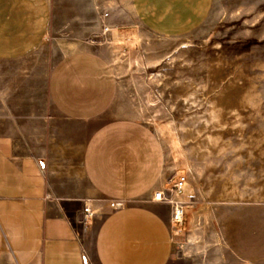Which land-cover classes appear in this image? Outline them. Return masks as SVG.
<instances>
[{
    "label": "crops",
    "instance_id": "1",
    "mask_svg": "<svg viewBox=\"0 0 264 264\" xmlns=\"http://www.w3.org/2000/svg\"><path fill=\"white\" fill-rule=\"evenodd\" d=\"M213 1L129 3L141 28L180 36L203 24ZM113 2L0 0V59L24 57L50 35L80 43L102 22L116 25ZM107 6L111 17L101 20ZM73 48L48 79L69 126L39 121L24 131L14 116L0 120V264L178 263L171 207L153 199L164 187L163 142L144 121L107 115L114 69L92 49ZM90 196L116 204L92 236L81 225L84 203L95 207ZM230 241L240 258L228 264H264V218L244 221Z\"/></svg>",
    "mask_w": 264,
    "mask_h": 264
},
{
    "label": "rangeland",
    "instance_id": "2",
    "mask_svg": "<svg viewBox=\"0 0 264 264\" xmlns=\"http://www.w3.org/2000/svg\"><path fill=\"white\" fill-rule=\"evenodd\" d=\"M113 3L116 25L102 22L80 43L50 35L24 57L0 59V120L14 116L24 131L39 121L69 126L50 102V72L75 46L101 54L118 81L107 115L144 121L156 132L166 189L187 176L186 217L172 226L173 264L235 261L236 229L264 218V0H214L203 24L180 36L141 28L129 0ZM105 8L101 20L111 17ZM91 199L92 215L81 219L90 236L115 206Z\"/></svg>",
    "mask_w": 264,
    "mask_h": 264
},
{
    "label": "built area",
    "instance_id": "3",
    "mask_svg": "<svg viewBox=\"0 0 264 264\" xmlns=\"http://www.w3.org/2000/svg\"><path fill=\"white\" fill-rule=\"evenodd\" d=\"M107 15L108 14H105V16ZM105 29L109 30L110 27L105 26ZM187 182V176L185 174H180L170 189L163 187L154 192L153 199L156 202L166 203L171 207L172 226L182 223L186 217L187 204L185 203L183 197L186 192ZM82 211L83 219H89L93 212L91 202H85Z\"/></svg>",
    "mask_w": 264,
    "mask_h": 264
}]
</instances>
